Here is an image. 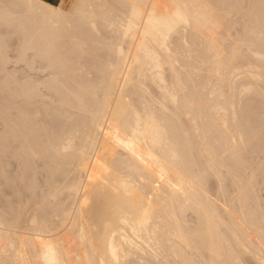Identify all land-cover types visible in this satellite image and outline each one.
Returning a JSON list of instances; mask_svg holds the SVG:
<instances>
[{
	"label": "bare ground",
	"instance_id": "obj_1",
	"mask_svg": "<svg viewBox=\"0 0 264 264\" xmlns=\"http://www.w3.org/2000/svg\"><path fill=\"white\" fill-rule=\"evenodd\" d=\"M72 3L0 0V66L12 40L26 70L0 74V264H260L241 157L264 154V115L237 127L264 114V0ZM152 5L167 48L137 35Z\"/></svg>",
	"mask_w": 264,
	"mask_h": 264
},
{
	"label": "rangeland",
	"instance_id": "obj_2",
	"mask_svg": "<svg viewBox=\"0 0 264 264\" xmlns=\"http://www.w3.org/2000/svg\"><path fill=\"white\" fill-rule=\"evenodd\" d=\"M75 1H76V0H75ZM250 1H251V0H249V2H250ZM72 2H74V0H64V1L62 2V3H64V4H66L67 12L70 11L69 9H70V8L72 7V5H73ZM70 3H71V4H70ZM70 5H71V7H70ZM66 9H65V11H66ZM236 30H237V29H236ZM233 31H234V30H233ZM233 31H232L233 36H235V33H234V32H237V31L240 32L239 29H238L237 31H234V32H233ZM239 34H240V33H239ZM236 35H238V34H236ZM14 41H15V40H14ZM10 42H11V43H10ZM10 42H8V44H10L9 46H12V47H10V48H11V49L13 48V49H16V50H13V49H12V51H10L11 49H9V46H8V48H7L8 51H6V52H7V55L9 54V58H11L13 61H12L11 59L8 58V63L6 64L7 66L5 65L6 67H5L4 69L1 68V66H0V70L3 69V72L0 71V74H3V73H4L3 75H5V73H6L7 71H8V72L12 71V72H10V73H13V71H14V73L17 74L16 76H19L18 74H21V73L24 75V73L26 72V70H25V72H24V69H23V68H25V67H24L22 64H18L19 62L17 63L16 61H15V62H16L17 64L12 63V62H14V60H15V58H16L15 55H16L17 53H16L15 55H14L13 53H15V51L17 52V48H16V45H15V44H16V41L13 42L12 40H10ZM12 42H13V43H12ZM8 44H7V45H8ZM13 44H14L15 46H14ZM13 46H14L15 48H14ZM11 52H12V53H11ZM10 54H11V55H10ZM12 54H13L14 56H13ZM7 57H8V56H7ZM13 57H14V59H13ZM16 59H17V58H16ZM9 61H10V62H9ZM8 64H9L10 67L8 66ZM11 64H12V65H11ZM20 65H22V66H20ZM2 66H3V65H2ZM11 66H12V67H11ZM13 67H14V68H13ZM16 67H17V68H16ZM5 69H6L7 71L4 72ZM14 69H15V70H14ZM22 71H23V72H22ZM8 72H7V73H8ZM38 72H39V71L36 72V70H34V72H32V73H37V74H38ZM0 76H1V75H0ZM21 76H22V75H21ZM1 77L4 78V76H1ZM3 78H0V79H1V80H0L1 83H3V82H2V81H3ZM4 79H5V78H4ZM0 93H1L0 95H3V96L0 97V102H1V100H4V98H5L4 95H5V94H4L2 91H0ZM2 93H3V94H2ZM1 98H3V99H1ZM249 104H250V103H249ZM251 104H252V103H251ZM252 105H253V104H252ZM254 107H256V105H253V106L249 109L250 111L252 110V113H254V114L256 113V109H257V111L261 109L260 107H256V108H254ZM253 110H255V111H253ZM261 110H262V109H261ZM243 111L246 112L247 110H243ZM245 112H243V113L241 112V115H242V119H243V120H241V118H239V119H240V120H239V123H241V122L243 121V122L241 123L242 127L239 125V126L237 127V128H238L237 130L239 131V129L244 128L245 130H244V129H241V131L243 130L242 132L247 133V132H250L249 130L254 131V130H255V129H253L254 127L257 128V127H259V125L262 124V123L260 124V121H261V118H262V116H263L264 114L261 113L260 111H258L259 113H258V112H257V113H258L259 115H258V114H255L256 118H254L255 116H254V114H252V115H253V119H252V118L249 117V116H251V112H249L250 115H249L248 113H245ZM262 112H263V111H262ZM244 113H245V115H243ZM260 114H262V115L260 116ZM247 115H248V116H247ZM243 116H245V118H244ZM257 116H258V117H257ZM239 117H240V116H239ZM247 117H249L250 121H248ZM263 117H264V116H263ZM257 118H258V120H256ZM245 120H246V121H245ZM263 120H264V119H263ZM253 121H254L255 125L252 123V124L254 125V127H252V129H251V128H250L251 125H250L249 122H253ZM245 122H247V123H245ZM256 122H257V123H256ZM243 124H244V125H243ZM246 124L249 125V126H247ZM263 124H264V122H263ZM263 124H262V126H263ZM256 125H257V126H256ZM244 126H245V127H244ZM239 127H240V128H239ZM246 127H247L248 129H246ZM263 127H264V126H263ZM233 128H236V127H233ZM233 128H232V129H233ZM249 128H250V129H249ZM260 128H261V127H260ZM260 128H258V130H259ZM233 130H234V129H233ZM237 130H234L235 133H236ZM260 130L263 131L262 128H261ZM260 130H259V131H260ZM234 131H233L232 133H234ZM255 131H257V130H255ZM262 131H261V132H262ZM235 133H234V134H235ZM257 133H258V132H257ZM263 133H264V131L262 132V134H263ZM259 134H260V132H259ZM262 134H260V135H261V136H260V139H263V138H264V135H263V137H262ZM261 137H262V138H261ZM260 139H259V140H260ZM255 141H257V140H255ZM261 141H263V140H260V144H259V146H257V145H258L257 143H258L259 141H257V143L254 142L253 144H251V143H250V144H251L252 146H254V144L256 143L255 146H256L257 149H258V147H260V145H261V143H262ZM251 145H250V146L247 145V146H249L250 148L248 147L249 149L245 151V154H246V155H250V153H251V157H252V154H255L257 151H256V149H255V151H254V148H256V147H253V149L251 150V147H252ZM262 146H264V141H263V145H262ZM262 146H261L260 148L262 149V152L264 153V150H263L264 147H262ZM260 148L258 149L259 153L261 152ZM249 150H251L250 153H249ZM243 152H244V151H243ZM243 152H242V153H243ZM246 152H247L248 154H247ZM253 152H255V153H253ZM242 153H241V156H242ZM259 153H256V155L258 156ZM243 155H244V154H243ZM260 155H261V156H260ZM243 158H245V160H246V161H244L245 164H243V160H244ZM247 158H248V160H249V163H247V161H248ZM252 158H253V159H251V158H249V157H245V155H244V157L242 156V157H241V159H242V164H243L242 167H244V165L246 166V164L250 166V165L254 164L256 161H259V162H260L261 160H263V161H262V163L260 164V166L262 165V166L264 167V154H263V155H262V153L259 154V158H258V159L261 158L260 160L256 159L257 157H254V156H253ZM254 158H255V159H254ZM255 160H256V161H255ZM252 161H254V163H251ZM259 162H258V163L256 162L257 164H256V163H255V164H256L257 166H259V165H258ZM256 165H253V167L256 166ZM257 166L254 167V169H256V168H260V169L262 170V168H263L262 166H261L262 168H261L260 166H259V167H257ZM253 167H248V166H246V167H244V169H245V168H247V169L249 168L248 171L251 170V171H252V174L254 173L253 176H256V178H255V177H251L252 174L250 175V173H248V175H246L247 172H245V170L247 171V169H245V170L243 169L242 171H244L243 173H244L245 177H246V176H250V177H249L250 180H249V178H247V177H246L247 179H245V181H246L247 183H248V181L250 182L252 178H253L252 180L254 181V178H255V184H253V186H252L251 184H247V185H251V186H250V189L254 187V188L256 189V190H255L256 194H255V192H254V189H252V190L249 189V190H250V191H249V190H248L249 187H247L246 191L248 190L247 193L249 194V196H248V200H249V201H248V202L246 201V202H247V203H252V204H253V205H252V204H248V206L256 207V206H254V204H256L257 201H260V199L264 202V186H263V185H264V180H263V182H260V180L262 181V179H263L264 177L261 178L262 176H259L261 179L258 178V174H259L261 171H260V169H256V170H259L260 172H258V174L255 175V173H257V171H254V172H253L254 169H251V168H253ZM242 171H241V172H242ZM263 171H264V170H263ZM243 173H241V175H242ZM263 174H264V173H263ZM244 175H243V176H244ZM260 175H262V174H260ZM243 176H242V177H243ZM209 178H210V179H209ZM209 178H208L207 180H208V183H209V182L211 183V184H210L211 189H215V190L213 191V193L209 194V195H211V197H212L213 194H215L216 191L218 192L217 189H218L219 187L215 184L216 187L213 188L214 185H212V184H214V181L212 180L211 177H209ZM222 178L224 179V178H226V176L223 175ZM243 178H244V177H243ZM223 179H222V180H223ZM259 179H260V180H259ZM209 180H211V181H213V182H211V181H209ZM257 180H258V181H257ZM223 181H224V180H223ZM223 181L221 182L222 186H225V184H227L225 187H227L228 189H230V192L228 193V189L225 188V189L227 190V191H225V192H227V193L229 194V196H231L230 193H232L231 191H232L233 189H232V187L230 186V184L227 183V182H229L228 179H225L224 182H223ZM226 181H227V182H226ZM253 181H251V183H253ZM225 182H226V183H225ZM256 182H257V183H256ZM261 183H262V184H261ZM254 185H255V186H254ZM210 186L208 185V190H207V192L209 191L208 193H210V191H212L211 189L209 190V187H210ZM212 186H213V187H212ZM260 186H261V187H260ZM257 187H258V188H257ZM216 188H217V189H216ZM222 188H223V187H222ZM225 189H224V190H225ZM249 192L253 193V194H254V195H253L254 197H253L252 194L249 193ZM216 194H217V193H216ZM250 194H251V195H250ZM257 194H258V195H257ZM226 195H227V194H226ZM216 196H218V197L215 198V196H214V197L212 198V202H213V200H214V201L216 200V203H215V204H218V202H220L219 204H221L222 201H221V200L219 201V197H220L219 194L216 195ZM211 197H209V199H210ZM252 197H253V198H257V200L253 199ZM214 198H215V199H214ZM217 198H218V199H217ZM250 198H252L253 200H251ZM220 199H221V197H220ZM217 200H218V202H217ZM250 201H251V202H250ZM255 201H256V202H255ZM263 202L261 203V201H260V202H259L260 204L257 202V204L259 205V206H257V207H258L257 209H259L258 212H260L261 214H262V212H264V210H262V209H264V207H263V206H264ZM213 203H214V202H213ZM219 204H218V206H217V205H216V206L218 207L219 215H221V214L223 213V212H222L223 210L221 211V208L219 209V207H221V205H224V204H221V205H219ZM225 205H226V203H225ZM246 205H247V204H246ZM260 205H262L263 208L260 207ZM222 208H223V206H222ZM245 208H246L247 212H249V213H246L247 216H248V214H250V215L254 214V216L256 215L255 213H257V212H256V209H255V208H254V210H253L252 208H249V207H248V208L245 207ZM260 208H261L262 211H260ZM249 209H250V210H249ZM251 209H252V210H251ZM248 210H249V211H248ZM187 211H188V210H187ZM187 211L185 212L186 217L183 215V217L186 218V219L183 218V220H186V221L183 222V223H184L185 226L187 227L188 231L191 232L192 229H190L191 227H190L189 224L192 225V224H193V221L190 220V218L193 219V218H195L196 216L194 215V213L190 212V210H189V212H187ZM252 211H253L254 213H252ZM245 212H246V211H245ZM250 212H251V213H250ZM186 213H188V214H186ZM189 213H190L191 215H190ZM260 213H259L258 215H260ZM192 214H193V215H192ZM263 214H264V213H263ZM187 215H188V216H187ZM250 215H249L247 218H248V219H249V218H250V219H253V220H252V223H253V224H256V222H255V221H256V218H255L254 216L251 218ZM258 215H257V221H258ZM191 216H192V217H191ZM187 217H188V218H187ZM222 217H223V216H222ZM254 218H255V219H254ZM263 218H264V217H263ZM195 219H196V218H195ZM195 219H193V220H194L195 223H196V220H195ZM188 220H189V221H188ZM223 220H225V216H224V219H223ZM254 220H255V221H254ZM191 221H192V223H190ZM225 221H226V220H225ZM225 221H224V222H225ZM253 221H254V222H253ZM225 223H226V222H225ZM195 225H197V224H195ZM195 225H193V226H195ZM256 225H257V224H256ZM192 228H193V227H192ZM263 232H264V231H263ZM263 234H264V233H263ZM254 235H255V233H254ZM254 246H256V245L254 244ZM251 250H252V249H251ZM263 250H264V249H262V252H263ZM255 251H256V250H255ZM263 254H264V252H263ZM263 254L260 253V257H261L262 259H264V255H263ZM242 255H244V258L242 257ZM242 255H241V254L239 255V257H241V259H239V261H240V260L243 261L244 264H256V263L259 261V260H258V261L256 262V261H255V260H256L255 258H253V257H251V256L249 257L250 253H249L248 255H247V253H244V254H242ZM262 255H263V256H262ZM239 257H238V258H239ZM248 257H249V258H248ZM193 258L195 259V258H197V257L192 256V259H193ZM253 259H254V260H253ZM197 260H198V259H197ZM170 261H171V260H170ZM195 261H196V260H195ZM255 262H256V263H255ZM238 264H239V262H238ZM257 264H259V263H257Z\"/></svg>",
	"mask_w": 264,
	"mask_h": 264
},
{
	"label": "snow or ice",
	"instance_id": "obj_3",
	"mask_svg": "<svg viewBox=\"0 0 264 264\" xmlns=\"http://www.w3.org/2000/svg\"><path fill=\"white\" fill-rule=\"evenodd\" d=\"M45 6V11L53 17L63 16L66 14V4L62 3V0H42ZM81 5H73V8H80ZM147 7V6H146ZM155 5H152V11H146L144 15L148 17L146 22L145 31L137 33L138 36H142L143 39H152L155 43L159 44L163 48H167L171 42V34L176 31L174 23H170V15L156 16ZM178 16L179 13L173 14ZM161 24L166 30H161L155 27V25ZM178 35V33H177ZM264 243V239H262ZM239 264H244L240 261ZM260 264H264V259L260 261Z\"/></svg>",
	"mask_w": 264,
	"mask_h": 264
},
{
	"label": "crops",
	"instance_id": "obj_4",
	"mask_svg": "<svg viewBox=\"0 0 264 264\" xmlns=\"http://www.w3.org/2000/svg\"><path fill=\"white\" fill-rule=\"evenodd\" d=\"M64 0H62V2H63Z\"/></svg>",
	"mask_w": 264,
	"mask_h": 264
}]
</instances>
